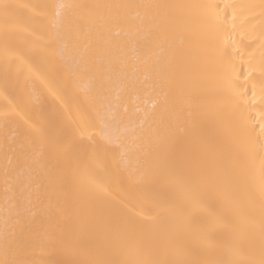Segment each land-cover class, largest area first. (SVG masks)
I'll return each mask as SVG.
<instances>
[{
	"label": "bare ground",
	"instance_id": "bare-ground-1",
	"mask_svg": "<svg viewBox=\"0 0 264 264\" xmlns=\"http://www.w3.org/2000/svg\"><path fill=\"white\" fill-rule=\"evenodd\" d=\"M0 264H264V0H0Z\"/></svg>",
	"mask_w": 264,
	"mask_h": 264
}]
</instances>
